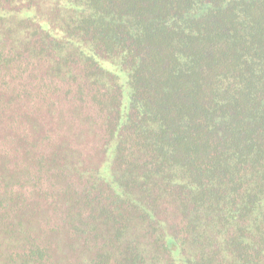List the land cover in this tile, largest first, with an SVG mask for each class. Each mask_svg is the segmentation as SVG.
Listing matches in <instances>:
<instances>
[{
	"label": "trees",
	"instance_id": "obj_1",
	"mask_svg": "<svg viewBox=\"0 0 264 264\" xmlns=\"http://www.w3.org/2000/svg\"><path fill=\"white\" fill-rule=\"evenodd\" d=\"M37 4L0 0V264H264V0Z\"/></svg>",
	"mask_w": 264,
	"mask_h": 264
},
{
	"label": "rangeland",
	"instance_id": "obj_2",
	"mask_svg": "<svg viewBox=\"0 0 264 264\" xmlns=\"http://www.w3.org/2000/svg\"><path fill=\"white\" fill-rule=\"evenodd\" d=\"M58 0H38V4L35 7L36 20L40 17L44 18L47 23L58 25L60 20L58 11ZM32 31V28H31Z\"/></svg>",
	"mask_w": 264,
	"mask_h": 264
}]
</instances>
